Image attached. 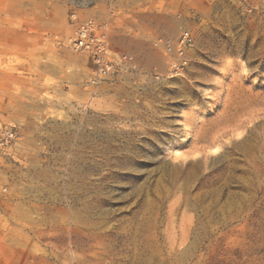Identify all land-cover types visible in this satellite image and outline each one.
<instances>
[{
  "label": "rangeland",
  "instance_id": "1",
  "mask_svg": "<svg viewBox=\"0 0 264 264\" xmlns=\"http://www.w3.org/2000/svg\"><path fill=\"white\" fill-rule=\"evenodd\" d=\"M96 1L0 0V264H264V0H141L138 70L93 85Z\"/></svg>",
  "mask_w": 264,
  "mask_h": 264
},
{
  "label": "built area",
  "instance_id": "2",
  "mask_svg": "<svg viewBox=\"0 0 264 264\" xmlns=\"http://www.w3.org/2000/svg\"><path fill=\"white\" fill-rule=\"evenodd\" d=\"M69 25L72 36L68 41L69 48L78 54H83L90 62V83L97 85L106 78L116 77L122 73H135L138 64L132 54H121L111 49L108 40V26L94 18L80 19L76 11L69 15ZM192 45V37L188 31H182L177 41L162 43L163 52L171 60L172 70L184 65L185 56ZM174 55L178 63L172 61ZM12 138V127L0 126V151L7 146Z\"/></svg>",
  "mask_w": 264,
  "mask_h": 264
},
{
  "label": "crops",
  "instance_id": "3",
  "mask_svg": "<svg viewBox=\"0 0 264 264\" xmlns=\"http://www.w3.org/2000/svg\"><path fill=\"white\" fill-rule=\"evenodd\" d=\"M141 0H97L91 5L76 10L80 19L94 18L108 26V40L111 49L121 54L135 55L134 51L125 45L131 42L133 29L142 26L135 15L138 9L142 10ZM164 11L168 6L162 7ZM136 57V56H135ZM89 76H91L89 68Z\"/></svg>",
  "mask_w": 264,
  "mask_h": 264
}]
</instances>
